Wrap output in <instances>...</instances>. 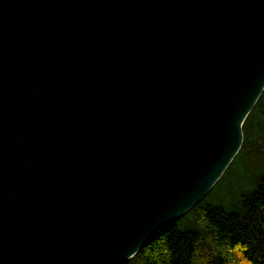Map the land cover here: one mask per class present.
Instances as JSON below:
<instances>
[{
  "label": "water",
  "instance_id": "obj_1",
  "mask_svg": "<svg viewBox=\"0 0 264 264\" xmlns=\"http://www.w3.org/2000/svg\"><path fill=\"white\" fill-rule=\"evenodd\" d=\"M263 92L264 0H0V264H126Z\"/></svg>",
  "mask_w": 264,
  "mask_h": 264
},
{
  "label": "trees",
  "instance_id": "obj_2",
  "mask_svg": "<svg viewBox=\"0 0 264 264\" xmlns=\"http://www.w3.org/2000/svg\"><path fill=\"white\" fill-rule=\"evenodd\" d=\"M243 133L214 190L127 264H264V92Z\"/></svg>",
  "mask_w": 264,
  "mask_h": 264
},
{
  "label": "rangeland",
  "instance_id": "obj_3",
  "mask_svg": "<svg viewBox=\"0 0 264 264\" xmlns=\"http://www.w3.org/2000/svg\"><path fill=\"white\" fill-rule=\"evenodd\" d=\"M225 191H226L225 189H223L222 191H220V192L218 193V196L223 195Z\"/></svg>",
  "mask_w": 264,
  "mask_h": 264
},
{
  "label": "bare ground",
  "instance_id": "obj_4",
  "mask_svg": "<svg viewBox=\"0 0 264 264\" xmlns=\"http://www.w3.org/2000/svg\"><path fill=\"white\" fill-rule=\"evenodd\" d=\"M147 246H148V245H147ZM147 246H146V247H147ZM131 260H132V259H131ZM129 261H130V260H129ZM129 261H128V262H129ZM128 262H127V263H128ZM127 263H126V264H127Z\"/></svg>",
  "mask_w": 264,
  "mask_h": 264
}]
</instances>
